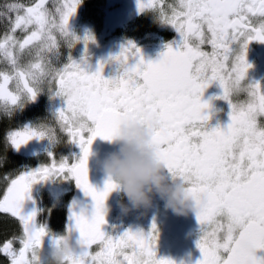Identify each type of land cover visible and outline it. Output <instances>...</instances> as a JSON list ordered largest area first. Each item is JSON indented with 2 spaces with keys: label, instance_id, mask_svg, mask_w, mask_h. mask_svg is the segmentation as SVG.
Wrapping results in <instances>:
<instances>
[{
  "label": "snow or ice",
  "instance_id": "6c2138e0",
  "mask_svg": "<svg viewBox=\"0 0 264 264\" xmlns=\"http://www.w3.org/2000/svg\"><path fill=\"white\" fill-rule=\"evenodd\" d=\"M46 3H12L6 12H0V17L15 14L0 39V56L11 66V72H0V106L8 117L13 116L34 101L47 82L48 93L65 102L53 114L56 123L69 142L79 146L81 156L70 164L67 158L57 161L50 153V164L11 179L0 199V212L15 218L21 232L3 242L0 256L7 264H39L44 238L59 242L62 237L38 220V210L25 214L23 204L31 199L34 184L67 174L93 203L90 215L76 202L69 207L63 233L73 237L78 251L66 258V264H174L158 258L154 251L158 239L155 224L148 233L127 230L115 238L102 230L105 202L118 186L111 178L102 190L89 182L91 145L97 137L115 140L122 122L134 118L145 125L146 144L169 175L186 184V194L202 225L198 264H264L254 254L264 249V125L258 121L264 116V89L243 83L251 67L246 59L248 44L264 42V0H179L176 6L168 5L170 15L164 7L138 0L140 11H155L181 39L174 42L175 47L166 45L155 62H145L130 42L112 58L121 65V72L111 79L102 75L103 64L89 73L81 66L86 61L77 63L71 55L62 66H56L61 44L53 33H59L67 49L80 40L68 26L80 0L58 3L55 17ZM18 30L22 37L16 35ZM91 39L85 36V45ZM237 43L240 52L233 56L232 45ZM205 44L211 46V52L202 50ZM25 56L33 59L21 64ZM129 57L139 59L129 66ZM13 80L15 91L8 88ZM213 81L223 90L217 98L227 101L231 109L230 123L223 128L209 126L210 105L202 101L204 90ZM240 92L247 93L249 100L233 103L232 96ZM48 137L59 140L55 129L46 124L24 125L7 132L6 145L18 150L34 138Z\"/></svg>",
  "mask_w": 264,
  "mask_h": 264
},
{
  "label": "flooded vegetation",
  "instance_id": "af4514ba",
  "mask_svg": "<svg viewBox=\"0 0 264 264\" xmlns=\"http://www.w3.org/2000/svg\"><path fill=\"white\" fill-rule=\"evenodd\" d=\"M25 6H30L35 0H19ZM53 0L46 3L48 10L55 15V7H51ZM99 6V2H96ZM179 0H169V5L176 6ZM6 12V8L0 9ZM171 14V9L166 8ZM14 13L0 17V39L7 33L9 28V18H14ZM77 13L73 14V18ZM85 19H71L69 21V30L79 37L80 40L74 47L67 49L63 39L58 32L53 34L61 44V57L55 62L56 66H62L66 62L68 55L77 63L82 60L86 62L81 66L85 71L94 73L101 64L104 65L102 75L106 79L119 76L121 65L113 57L118 56L121 51L129 46V43L135 45L140 50V54L145 62H154L155 59L164 51L166 45L180 41L179 33L171 25L163 23L155 11L152 12L150 19H99L96 16L86 15ZM16 35L22 37L18 30ZM90 35L92 39L85 45L84 37ZM202 50L211 52V46L202 45ZM233 56L239 54L240 45L233 44ZM33 57L25 56L21 59V64H27ZM139 57H129L128 65L133 66L137 63ZM247 63L251 65L243 81L245 85L259 84L264 89V42L251 41L246 49ZM225 67H228L226 62ZM11 72V66L0 56V72ZM44 91L41 92L34 101L27 103L23 109L17 110L13 116L8 117L4 112H0V124L2 139L5 143L6 157L2 166H0V178L6 177L8 181L16 178L22 171H30L39 167L41 164L51 163L50 153L57 159L67 158L68 162H78L81 156V150L75 143H70L59 129L53 116L59 109L65 106L64 99L51 96L47 89L49 84L45 82L42 85ZM55 87V84L52 85ZM9 90L15 91V81H10ZM223 93L219 83L213 81L207 87L202 95V101L209 103L210 107L207 113L210 116L208 124L210 127H226L230 123L229 113L231 111L229 103L223 99H218ZM44 94V95H43ZM233 103H245L249 100L247 93L240 92L232 96ZM2 121V122H1ZM258 121L264 125V116L259 117ZM46 124L55 129L59 142L53 146L51 143L45 144L42 139H32L27 144L21 146L18 150L15 147L6 145V134L9 130H18L24 125ZM34 147H36L34 149ZM26 149V150H25ZM25 150V152H24ZM105 180L108 179L104 175ZM91 178V177H89ZM8 183V185H9ZM7 185V187H8ZM6 187V189H7ZM101 188L100 186H94ZM0 196L3 198L4 193ZM45 194L40 197V192ZM31 191L38 203V220L46 222L49 230L54 234L63 233L65 225L68 223L69 207L74 197L79 193L75 180L64 177L50 178L48 180L34 184ZM121 204H128L127 197L122 191L114 190L111 193V199L106 207V223L102 225V230L106 235L113 238L123 234L127 230L143 231L148 233L152 225H156L158 239L154 251L158 258L170 259L174 264H198L202 259V253L197 246V242L202 236V225L196 217V213L189 212L187 215H176L170 208L165 206V202L156 198L154 205L150 208L133 209L124 212ZM10 214L0 212L1 218H9ZM223 222V221H222ZM211 231V228H209ZM13 236H11L12 238ZM51 244L48 237L44 238L43 248L46 249ZM19 243L15 247L19 248ZM96 248L93 246V251ZM259 259L264 260V249H257L254 253Z\"/></svg>",
  "mask_w": 264,
  "mask_h": 264
},
{
  "label": "clouds",
  "instance_id": "9594fccd",
  "mask_svg": "<svg viewBox=\"0 0 264 264\" xmlns=\"http://www.w3.org/2000/svg\"><path fill=\"white\" fill-rule=\"evenodd\" d=\"M152 126L156 127L157 122L153 121ZM47 139L53 146L59 142L56 137ZM115 140L119 141L118 150L110 153L102 161L101 167L105 175L117 184L116 190L127 197L128 204H121L124 212L150 208L156 198L164 201L165 206L176 215L195 212L186 194V184L172 178L166 166L147 146V129L141 121L126 118L121 124V134ZM5 159L0 157V166ZM56 235L62 237L58 243L51 242L49 248L38 251L39 264H66V258L77 253L78 246L71 235Z\"/></svg>",
  "mask_w": 264,
  "mask_h": 264
},
{
  "label": "rangeland",
  "instance_id": "374dc122",
  "mask_svg": "<svg viewBox=\"0 0 264 264\" xmlns=\"http://www.w3.org/2000/svg\"><path fill=\"white\" fill-rule=\"evenodd\" d=\"M65 2L66 0H53L51 3V7H56L58 3L62 4ZM67 2L71 3L72 0H67ZM96 2H99V6L97 5ZM141 2L145 4L155 3L158 6L164 7L165 10L166 8H168L169 5V0H141ZM12 3H22V2L19 0H0V9L6 8L8 4H12ZM146 10H152V9H146ZM145 11L139 10L138 0H80V3L76 8L77 17L73 18L72 16L70 20L85 19L84 16L86 15L96 16L99 17V19H124V20L139 19V17ZM53 16L55 17V15ZM0 112H4L2 106H0ZM21 129L22 128H19L18 130ZM42 140L45 141V144L50 143L47 138H44ZM35 148L36 147H34V149ZM7 177L8 174L6 175V177L0 178V196L3 194L4 190L6 189L9 183ZM40 194H41L40 197H42L45 194V192L42 190Z\"/></svg>",
  "mask_w": 264,
  "mask_h": 264
},
{
  "label": "water",
  "instance_id": "95a60500",
  "mask_svg": "<svg viewBox=\"0 0 264 264\" xmlns=\"http://www.w3.org/2000/svg\"><path fill=\"white\" fill-rule=\"evenodd\" d=\"M162 54V53H161ZM161 54L155 59L157 61ZM154 61V62H155ZM264 63L263 60H261ZM119 148V141H106L100 137H97L93 144L91 145V155L88 158V170H89V182L93 186H100L101 188H97L98 190H102L105 185V173L102 170L101 163L102 161L112 152L117 151ZM31 199H26L23 204V211L25 214L32 212L34 209L38 210L37 202L30 192ZM111 199V194L108 196L105 202V208L107 207L109 201ZM76 202L81 207H86L89 215L92 211V201L90 197H85L82 191L80 190L79 193L74 197L71 202ZM78 210V209H77ZM75 237V233L73 234Z\"/></svg>",
  "mask_w": 264,
  "mask_h": 264
},
{
  "label": "trees",
  "instance_id": "16d2710c",
  "mask_svg": "<svg viewBox=\"0 0 264 264\" xmlns=\"http://www.w3.org/2000/svg\"><path fill=\"white\" fill-rule=\"evenodd\" d=\"M144 19H150L152 17V11H147L145 13H142L141 15ZM1 124H0V157H3L5 155V143L2 139L1 134ZM20 225L15 220H10L7 218H1L0 217V246L3 244V242L12 234H19ZM6 259L2 256H0V264H6Z\"/></svg>",
  "mask_w": 264,
  "mask_h": 264
},
{
  "label": "bare ground",
  "instance_id": "6f19581e",
  "mask_svg": "<svg viewBox=\"0 0 264 264\" xmlns=\"http://www.w3.org/2000/svg\"><path fill=\"white\" fill-rule=\"evenodd\" d=\"M7 5V4H6ZM44 95V94H43ZM2 122V121H1ZM2 124V123H1Z\"/></svg>",
  "mask_w": 264,
  "mask_h": 264
}]
</instances>
